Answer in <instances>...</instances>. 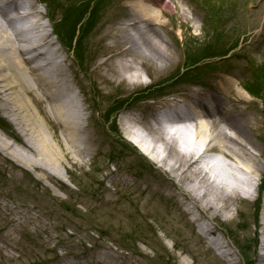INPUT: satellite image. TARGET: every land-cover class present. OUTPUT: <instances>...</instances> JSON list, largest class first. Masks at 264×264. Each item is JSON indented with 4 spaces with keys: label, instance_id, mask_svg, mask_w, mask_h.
<instances>
[{
    "label": "rangeland",
    "instance_id": "rangeland-1",
    "mask_svg": "<svg viewBox=\"0 0 264 264\" xmlns=\"http://www.w3.org/2000/svg\"><path fill=\"white\" fill-rule=\"evenodd\" d=\"M33 1L45 13L44 22L52 32L50 24L53 27V22L48 20L50 12L46 4H43L45 0ZM144 1L145 4L156 7L155 15L159 19L153 34L164 39L162 49L165 56L159 57L160 61L154 64L149 62L146 68L139 66V73L128 72L121 76L111 70L117 61L133 60L125 51L127 46L117 39V33L122 26L133 23L134 6L140 0L103 1L100 14L102 23L85 44V48L91 53L85 56L89 58L91 68L88 78H83L74 59L69 57L63 46L60 47L56 36L50 38L55 44L51 51L53 48L60 49L58 54L61 58L58 60L62 62L65 54L69 58L62 64V73L57 71L60 80L65 81V84L67 81L69 86L65 87L60 101H70L74 113L84 114L86 118L87 131L79 134V139L85 143L79 140L77 148L90 151V156L81 152L75 154L78 166L63 156L58 143L67 145L66 133L75 131V124L50 114L44 117L33 99L23 91L20 95L27 109L37 118L39 129L59 153L62 164L49 169L50 177L38 170L32 173L30 167L15 164L17 162L9 159V154L14 149L24 153L21 146L23 137L14 121L0 110V118L11 128L0 131L4 133L2 136L7 143L13 146L11 151L0 150V240L7 239L11 246H17V251L7 249L15 256L14 259H9L0 242V264H59L61 261L59 262L58 257L61 260L64 258L65 264H248L255 259V264H264V194H260L263 203L259 215V198L244 199L239 191H236L239 200L234 204L235 209L229 207V210L220 214L203 209L205 204H214L216 199L213 191L199 189V197L205 193L206 195L204 202H197L187 187H198V182H181L177 175L170 173L167 162L163 166L151 162L125 137L121 119L118 127L122 136L117 137L106 126L102 114L95 113L96 106L105 113L111 104L122 100L120 98L135 95L148 89L150 85H159L171 75L174 76L178 70H181L182 75L186 72L182 67L192 63L197 57L193 50L194 37L190 42L185 36L190 34L201 40L205 38L203 23L211 16L213 0H163V4L157 5L149 0ZM230 1L235 5L234 16L223 23L231 22L230 25L237 28L226 35L230 36L233 45L239 36L243 35L242 40L250 36V40L242 45L241 55H236L232 61L213 59L209 66L199 64L196 69H191L193 74L185 77L181 85L163 89L159 94H154V99L163 100L162 96L169 94L183 97L192 91L194 85L189 83L193 80L205 81L206 89L200 88L211 96L216 91L213 90L214 84L224 80L222 77L234 80L238 89L234 95L240 101L236 107L243 112L242 121L249 122L255 128L254 132H247L245 129L238 132L249 151L258 157L255 164H249L257 168L264 188V92L263 95L258 92L256 98H252L241 85L243 79L253 78L257 64L263 63L264 66V0ZM45 2L49 4L52 1ZM205 8H208L207 12H204ZM57 9L58 5L52 8L56 19L61 16V11ZM214 24L210 22L209 26ZM141 26L147 36L151 35L148 26ZM36 33L38 31H33L26 37ZM110 50L117 53L113 60H109ZM15 56L19 59L30 58L28 54ZM216 60L218 61L215 62ZM105 63L111 70L104 71ZM28 69V74H25L28 80H42L44 70L41 72L33 61ZM98 71L101 75H96ZM133 74H138L140 78L131 79ZM258 86L263 87L262 84ZM81 88H85V91ZM95 88L97 91L93 93ZM227 88L231 87L227 84ZM248 88L252 89L251 86ZM255 90L258 91L257 88ZM37 95L41 96V93L37 92ZM94 97L100 101H93ZM217 98L224 100L222 96ZM242 99L250 100L251 104L246 105ZM150 103L140 102L135 110L136 114L151 115ZM46 106L48 107L47 104ZM121 144L127 145L128 149ZM114 151L119 152L115 154ZM174 151L178 153L176 149ZM29 158L33 160L31 156ZM240 174L234 166H225L222 183L238 184L239 178L243 179ZM232 191L233 188L226 194L229 195ZM182 197L190 200L189 207L193 205L203 215L213 219L216 230L234 252L233 259L218 255L212 249L209 241L183 210ZM228 215L231 220L225 221L222 216ZM256 239L260 255L255 256Z\"/></svg>",
    "mask_w": 264,
    "mask_h": 264
},
{
    "label": "bare ground",
    "instance_id": "bare-ground-1",
    "mask_svg": "<svg viewBox=\"0 0 264 264\" xmlns=\"http://www.w3.org/2000/svg\"><path fill=\"white\" fill-rule=\"evenodd\" d=\"M25 1L28 3L19 10V6L14 0H0V110L8 114L11 121H14L17 130L20 131L23 137L21 146L24 153H21L18 149H14L13 152L9 154V159L13 162H17L15 164L20 166L24 165L30 167L32 173L38 170L40 173L50 177L49 169L54 168L57 164H62L59 153L55 151L53 145L47 141L46 136H44L43 132L39 129L37 118L27 109L26 103L21 97L20 92L23 91L33 99L37 109H39L44 117L50 114L63 119L65 122L71 121L75 124L76 130L66 133L67 145L64 146L58 142L62 148L63 156L75 166L79 165V162L74 159L75 154L81 152L87 157L90 156V151H87L85 148H77L79 140L85 143V141L79 139V134L87 131L85 127L86 118L84 114L74 113L75 110L71 106L70 101H60L64 95L65 87L69 86L67 85V81L65 84V81L60 80L57 71H60V74L62 73V64L69 58L65 54L61 62L58 60V58H61L58 54L60 49L53 48L54 50L51 51V48L55 47V44L50 41L52 35L43 33L40 30L42 29L40 23H36L34 20L35 16L40 19L43 17L39 12V4L33 0ZM56 1L58 11H61L60 15L67 12L72 6L76 7L79 4L78 0ZM149 1L155 5L163 4V0ZM134 8L135 16L133 18V23L122 26L117 33V39L123 45L127 46L125 51L133 57V60L129 61L123 59L117 61L116 64L112 65V70L107 68L105 63L103 64V67H105L104 71L108 69L121 76L128 72L139 73V66L146 68L149 62L154 64L160 61L158 59L159 57L165 56L164 49H162L164 39L153 34L154 27L158 25L156 22H158L159 19V17L155 15L156 7L150 6L147 3L145 4L144 0H140L139 4L134 6ZM13 12H19L21 15H23L21 12H24L27 16L26 18L23 17L25 18L24 20L17 17L10 18L9 15ZM141 25L148 26L151 35L147 36L146 32L142 31ZM33 31H38V33H36L33 38H27L26 36L33 33ZM157 40H159V42ZM74 43L75 39L72 37L62 42L60 47H67L66 44ZM65 49L70 57L71 54L68 52V48ZM109 52L111 54L109 60H113L117 53L115 50H110ZM29 53H32L33 58L19 59L15 56V54L27 56ZM88 53H90L89 49H87V55ZM33 59L40 62L39 70H44L42 80L34 78L33 80L35 83L32 80H28L25 76V74L29 72L28 66ZM88 61L89 58L85 56L74 60V63L77 65L84 79L88 78L90 75L91 68H89ZM145 71L148 73V70ZM98 74H100L99 71L96 72V75ZM103 76L106 78V74ZM183 77L184 76L181 77V74L178 75L176 72L174 76L171 75L169 79H165L162 82L164 83L163 85L162 83L159 85H150L145 92H139L138 95L125 97L126 100L124 103L119 105H114L113 103L110 106L117 114L123 115L121 118V125H123L124 130L125 127L131 126L133 130H142L146 132L147 136L151 138L149 147L142 146V144L139 145L141 151L145 155L155 158L159 149L162 148V145L164 144V146H166L165 151L167 158L165 161L170 167V173L172 172L173 175H177L181 182H198V187L194 185L187 187L193 199L197 202L200 200L204 202L206 193L201 197H199L198 194V190L201 188L207 191H213L214 198L216 199L214 204H205L203 209L216 211V213L227 211V209H230L229 207L235 209L234 204L239 200L236 189L238 188L237 186H241L242 180L233 188V191L229 195L226 194V192L231 189V186L227 184H219V186L214 185V182H211L209 176H207V173L203 170L205 158H208L210 155H198V158H196L194 154L196 150L198 151L197 146L187 151L185 155L176 153L174 151L175 147L173 148L168 144L165 135L167 132L162 125L164 122L163 118H166L168 124L174 121L180 123L181 119L184 118L190 123H194L195 132L198 135L196 139L197 142L204 144V146H213V149L209 153H213L214 156L218 154L222 155L224 159L239 165V170H246L245 174L250 177L252 176L251 179L256 180L258 178L259 180L257 168L253 166L258 157L249 151L247 144L241 139L240 132H238L240 129H245L247 132H254L255 128L252 127L249 122L244 123L242 121L243 112L236 107L237 103L240 101L234 95L237 93L238 89L235 88L236 83H234V80L229 79L227 76L222 77L224 80L214 84L213 90L216 91L211 96L208 92L201 89H206L205 81L195 82V80H193L190 81L189 84L193 83L191 85H200L201 88L193 87L192 91L187 95H183V97H179L176 94H163L164 96L161 95L163 100L160 98L154 99V94H159L158 92L163 91V89L181 85ZM130 78L139 79L140 76H138V74H133ZM227 84L231 87L230 89L234 90L228 89ZM81 89L85 91V88ZM96 89L97 88L94 89L93 93H96ZM37 92L41 93V96H38ZM246 93L248 96L250 95L248 92ZM239 95L241 96L240 92ZM218 96L224 97V100L221 98L218 99ZM241 97L243 98V96ZM242 100L246 105H248V103L251 104V101L248 99ZM93 101L97 102L100 101V99L96 100V97H94ZM183 101H187L190 104L189 106L188 104L186 105L187 110H191L192 107L194 108L189 112L187 117L181 118L179 113L184 111V108H181ZM140 102H151V115L145 116L141 113L136 114L137 111L135 110H137V106ZM163 113H168L169 115L162 117L165 116ZM157 117H162V119ZM1 121H3L2 118H0V122ZM126 131V134H128L127 128ZM0 133V150L11 151L13 146L4 139V136H2L4 133L1 131ZM180 135L181 136L177 138V142L181 141L182 134ZM56 137L57 136H55V139H57ZM131 137L132 139L135 138L133 135ZM251 145L253 146V144ZM29 156L33 158L32 161ZM250 162L253 164H249ZM211 188L213 190H211ZM21 224L23 225L24 223L21 222ZM0 242L4 245V250H6V258L14 259L15 256L10 253L9 250L17 251V246H11L7 239L4 238L0 240ZM1 248L0 246V249ZM58 259L59 262L61 261L59 264H65L66 260L64 258L61 260V258L58 257Z\"/></svg>",
    "mask_w": 264,
    "mask_h": 264
},
{
    "label": "trees",
    "instance_id": "trees-1",
    "mask_svg": "<svg viewBox=\"0 0 264 264\" xmlns=\"http://www.w3.org/2000/svg\"><path fill=\"white\" fill-rule=\"evenodd\" d=\"M86 8L89 9V5H87ZM69 11L71 13V16H70V18H68L67 21L71 22L73 16L77 15V18L74 20V23H73L72 29H71V32H73L75 34L77 25L82 22L81 21L82 18H84L88 14L87 13L88 11L86 10V11L82 12V10H77V7H73V6L71 7V9ZM95 14H96V12L94 13L93 17L95 16ZM249 264H253V263H249Z\"/></svg>",
    "mask_w": 264,
    "mask_h": 264
}]
</instances>
